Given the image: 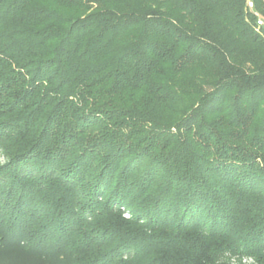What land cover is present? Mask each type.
Segmentation results:
<instances>
[{
  "label": "trees",
  "instance_id": "16d2710c",
  "mask_svg": "<svg viewBox=\"0 0 264 264\" xmlns=\"http://www.w3.org/2000/svg\"><path fill=\"white\" fill-rule=\"evenodd\" d=\"M247 2L0 0V264H264Z\"/></svg>",
  "mask_w": 264,
  "mask_h": 264
},
{
  "label": "rangeland",
  "instance_id": "374dc122",
  "mask_svg": "<svg viewBox=\"0 0 264 264\" xmlns=\"http://www.w3.org/2000/svg\"><path fill=\"white\" fill-rule=\"evenodd\" d=\"M254 9L256 11L255 3H254ZM258 13L263 15L260 11H258ZM5 161L6 159L4 155L0 152V163H4ZM126 216L129 217V215H126ZM225 257L232 264H259L254 257L248 256V255H232L228 253L226 254Z\"/></svg>",
  "mask_w": 264,
  "mask_h": 264
},
{
  "label": "built area",
  "instance_id": "2783aa9c",
  "mask_svg": "<svg viewBox=\"0 0 264 264\" xmlns=\"http://www.w3.org/2000/svg\"><path fill=\"white\" fill-rule=\"evenodd\" d=\"M247 10L250 11L255 17V29L258 33L264 34V15L259 14L254 9V3L252 0L247 2Z\"/></svg>",
  "mask_w": 264,
  "mask_h": 264
}]
</instances>
